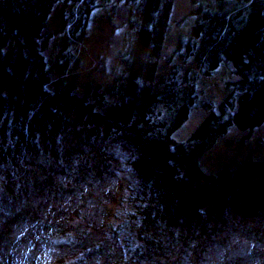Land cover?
I'll list each match as a JSON object with an SVG mask.
<instances>
[{"label": "trees", "instance_id": "trees-1", "mask_svg": "<svg viewBox=\"0 0 264 264\" xmlns=\"http://www.w3.org/2000/svg\"><path fill=\"white\" fill-rule=\"evenodd\" d=\"M103 1L129 9L123 47L112 72L104 55L83 78L74 55L96 0H0V256L14 240L23 256L42 253L36 264H264V159L212 174L199 161L233 125L264 124V0H189L175 52L202 76L226 64L239 77L217 102L194 90L196 71L159 75L176 0ZM59 4L78 9L60 32L73 43L59 52L69 70L53 59L61 42L44 55ZM198 105L204 121L172 139ZM107 178L110 208L93 201ZM82 184L84 202L54 205ZM6 256L0 264H18Z\"/></svg>", "mask_w": 264, "mask_h": 264}, {"label": "rangeland", "instance_id": "rangeland-1", "mask_svg": "<svg viewBox=\"0 0 264 264\" xmlns=\"http://www.w3.org/2000/svg\"><path fill=\"white\" fill-rule=\"evenodd\" d=\"M87 0H81L83 8L87 6ZM116 1V0H115ZM96 3L99 5L91 10L89 15V28L87 33L83 38V52L81 57V63L83 64V71L79 77L85 78L89 74V69L91 65L96 64L100 61V57L105 55L106 58V69L108 72H112L114 65L117 62L121 48L123 47V35L126 31L125 25L128 18L129 9L124 5L123 2L118 3V6L112 9V5L109 6H100L106 5L103 0H96ZM80 9V7H79ZM190 9L189 0H176L174 13H173V22L167 33V38L163 50V54L160 60V72L159 75H170L177 74L181 79L186 72L192 73L197 72L195 77V91L198 92L201 99H210L215 98L216 102L220 99H223L227 90V82L235 81L239 79L238 75L235 74L226 64L222 65L220 68L214 71L211 76H202L199 74V70L196 67L197 65L193 59L184 60L181 55L175 52L177 47V41L179 34L184 32L186 28L188 29L189 25L193 23L191 17H184L187 15ZM73 11L78 12L77 7H73L70 4L68 5H58L49 22V32H57V34H52L49 39V47L45 50L44 55L46 60H50L54 57L57 46L59 45L60 32L64 30L66 25L69 23L75 22L73 20ZM179 23H181L179 25ZM67 29V27H65ZM70 28V27H69ZM61 30V31H60ZM71 46V45H70ZM63 50V53H67L68 49L66 43H64L59 49H57L58 55L55 56L54 62L57 63H67L68 70L70 67V59L65 61V57H61L60 51ZM101 55V56H100ZM79 54H77V57ZM78 60V59H77ZM159 78V77H158ZM56 79V77H55ZM54 80V79H53ZM56 87V86H55ZM208 114V111L205 110L200 105L196 106L188 119V121L177 129L172 135L171 138L175 141H186L191 134L200 126ZM264 159V124L254 127L252 129H241L233 125L231 129L219 138L217 143L207 151L200 158V165L202 170L209 173H216L222 169L225 165L233 163L238 165L239 163L249 160V161H262ZM69 181V179H68ZM115 181L113 178H107L106 180L96 181L92 184V189L95 192L93 196V201L101 202L103 200L106 203V206L110 208L107 204L106 198L103 196L102 191L107 190L108 187L112 185ZM85 184H82L81 188L77 190L76 196L68 197L64 201V196L58 201H55L54 205L57 207L71 208L73 203L78 205L79 203L84 202L81 198V191L86 192L83 189ZM120 196L116 197L114 206L117 205ZM80 200V202H78ZM90 200V198H88ZM113 200V199H112ZM72 204V205H71ZM101 203H99L98 210H102ZM55 207V206H54ZM60 216V215H57ZM111 220L106 219L102 225L108 223ZM78 221V220H77ZM100 226V227H101ZM100 227L94 229L99 232V235H102L100 232ZM24 226L18 229V236H22V230ZM228 246L234 254H243L244 249L243 245L239 244L233 238L228 240ZM20 247V244L18 245ZM14 240H4L1 244L2 255L0 260L2 262H7V254L18 253L20 256H15L14 261L18 264L27 263V264H36L45 258L42 253L36 254L34 257L23 256L21 250L23 247H20L19 250H15L17 247ZM212 258H209V261ZM215 259V258H213ZM188 261L186 262V264Z\"/></svg>", "mask_w": 264, "mask_h": 264}, {"label": "bare ground", "instance_id": "bare-ground-1", "mask_svg": "<svg viewBox=\"0 0 264 264\" xmlns=\"http://www.w3.org/2000/svg\"><path fill=\"white\" fill-rule=\"evenodd\" d=\"M52 15H53V11H52V13H51V16L50 17H52ZM61 31V30H60ZM73 40H76V38L75 39H73ZM59 42H61L62 44H64V43H66V47H69L71 44H73V43H70L69 44V38H65V37H62V38H59ZM77 54H79V56L77 57ZM76 57V59H78V60H82L81 59V57H82V54L81 53H76L75 55H74V58ZM65 73V68L64 67H61V71L59 70V75H61V74H64ZM52 78L54 79V80H56L55 79V76H52Z\"/></svg>", "mask_w": 264, "mask_h": 264}]
</instances>
